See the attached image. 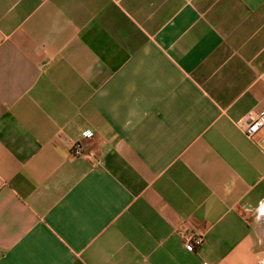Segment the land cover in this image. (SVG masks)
Wrapping results in <instances>:
<instances>
[{
  "label": "crops",
  "instance_id": "crops-1",
  "mask_svg": "<svg viewBox=\"0 0 264 264\" xmlns=\"http://www.w3.org/2000/svg\"><path fill=\"white\" fill-rule=\"evenodd\" d=\"M263 110L264 0H0V264H264Z\"/></svg>",
  "mask_w": 264,
  "mask_h": 264
},
{
  "label": "built area",
  "instance_id": "built-area-1",
  "mask_svg": "<svg viewBox=\"0 0 264 264\" xmlns=\"http://www.w3.org/2000/svg\"><path fill=\"white\" fill-rule=\"evenodd\" d=\"M264 110L259 114L249 113L236 122V126L248 137L251 138L256 135L263 127ZM72 156L78 157L88 154L94 157L95 154L88 153L84 144L81 142L72 143L70 146ZM183 246L188 252H195L204 243L203 234L196 230H190L182 235Z\"/></svg>",
  "mask_w": 264,
  "mask_h": 264
},
{
  "label": "clouds",
  "instance_id": "clouds-1",
  "mask_svg": "<svg viewBox=\"0 0 264 264\" xmlns=\"http://www.w3.org/2000/svg\"><path fill=\"white\" fill-rule=\"evenodd\" d=\"M261 123H264V121H261ZM256 211L260 214V215H264V201H261L259 204V207L256 209Z\"/></svg>",
  "mask_w": 264,
  "mask_h": 264
}]
</instances>
